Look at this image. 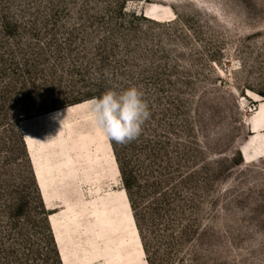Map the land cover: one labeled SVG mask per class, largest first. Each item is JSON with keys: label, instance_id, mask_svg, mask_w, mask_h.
<instances>
[{"label": "rangeland", "instance_id": "374dc122", "mask_svg": "<svg viewBox=\"0 0 264 264\" xmlns=\"http://www.w3.org/2000/svg\"><path fill=\"white\" fill-rule=\"evenodd\" d=\"M129 86L117 144L88 101ZM55 257L264 264V0H0V264Z\"/></svg>", "mask_w": 264, "mask_h": 264}, {"label": "clouds", "instance_id": "9594fccd", "mask_svg": "<svg viewBox=\"0 0 264 264\" xmlns=\"http://www.w3.org/2000/svg\"><path fill=\"white\" fill-rule=\"evenodd\" d=\"M88 108L99 131L117 144L139 138L151 116L144 93L136 86L109 88L89 100Z\"/></svg>", "mask_w": 264, "mask_h": 264}, {"label": "trees", "instance_id": "16d2710c", "mask_svg": "<svg viewBox=\"0 0 264 264\" xmlns=\"http://www.w3.org/2000/svg\"><path fill=\"white\" fill-rule=\"evenodd\" d=\"M144 19H146V18H144ZM98 96H99V95H93L92 98H93V97H98ZM122 172H123V174H124V171H123V170H122ZM127 188H128V187H127ZM51 245H52V247L54 248V245H53V242H52V241H51ZM54 263H55V264L59 263L58 260H57V257H55V259H54Z\"/></svg>", "mask_w": 264, "mask_h": 264}]
</instances>
